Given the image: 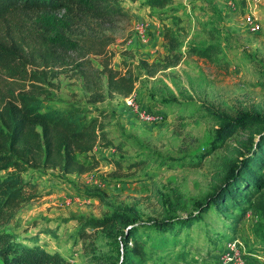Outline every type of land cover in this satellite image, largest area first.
<instances>
[{"label":"rangeland","instance_id":"rangeland-1","mask_svg":"<svg viewBox=\"0 0 264 264\" xmlns=\"http://www.w3.org/2000/svg\"><path fill=\"white\" fill-rule=\"evenodd\" d=\"M122 7L128 17L104 30L115 37L107 48L108 69L131 71L135 78L131 95L88 105L74 65L32 68L42 75L51 102L86 107L90 116L102 111L108 140L121 147V152L95 148L99 163L82 176L34 172L36 199L4 227L36 235L39 245L59 252L71 264H111L117 253L110 235L198 214L233 165H239L250 141L255 146L259 138L257 131L248 129L219 146L217 121L234 120L239 113L264 118V0H172L162 9L149 7L145 0H122ZM250 13L257 16L258 31H251ZM165 29L176 38L174 53L180 54V62L169 68L165 66L174 53L163 41ZM209 45L216 49L211 60L190 53L191 48ZM84 59L90 63L85 65L88 69H101L98 58ZM139 61H146L149 71L156 73L150 76L140 69ZM1 76L0 88L28 91ZM131 162L142 165L127 169ZM174 191L185 198L187 212L180 210ZM94 193L97 196H91ZM80 217L117 221L112 230L95 231L82 241L74 220ZM231 220L210 206L200 225L182 232L185 247H176L162 264H222L219 256L231 241L237 243L244 264H264V219L250 209L242 222Z\"/></svg>","mask_w":264,"mask_h":264},{"label":"trees","instance_id":"trees-1","mask_svg":"<svg viewBox=\"0 0 264 264\" xmlns=\"http://www.w3.org/2000/svg\"><path fill=\"white\" fill-rule=\"evenodd\" d=\"M145 2L149 7L162 9L172 0ZM127 17L122 0H0V75L28 88L26 92L0 88V264H71L59 252L39 245L36 235L28 236L27 231L17 234L4 227L22 206L36 199L37 184L31 178L34 172L82 176L99 163L95 148L121 152V147L108 140L101 122L105 117L102 111L90 116L92 112L86 107L51 102L50 92L42 86V75L32 68L74 65L84 82L88 105L107 98L128 97L133 92L135 78L129 70L120 74L108 69L107 48L115 42V37L104 30ZM163 41L169 53H174L178 43L168 29L164 30ZM190 53L211 60L216 49L209 45L191 48ZM89 56L101 61V69L85 67L90 63L84 58ZM179 62L180 54L174 53L165 68ZM139 67L150 76L156 73V69L149 71L146 61H139ZM217 123L215 143L219 146L248 129L257 131L258 142L253 146L250 141V148L241 154L239 165H233L224 184L204 201L198 214L155 223L152 229L131 227L120 231L118 236L110 235L117 253L111 264H162L176 247H185V242L180 240L182 232L200 225L210 206L226 219H233L230 223L242 222L250 209L264 219V118L259 114L239 113L234 120L221 117ZM114 165L122 168L118 161ZM140 165L131 162L127 169ZM174 197L180 210L187 212L180 192L174 191ZM74 220L78 239L86 241L95 231L112 230L117 218ZM42 233L55 236L48 230ZM89 246L90 243L85 245Z\"/></svg>","mask_w":264,"mask_h":264},{"label":"built area","instance_id":"built-area-1","mask_svg":"<svg viewBox=\"0 0 264 264\" xmlns=\"http://www.w3.org/2000/svg\"><path fill=\"white\" fill-rule=\"evenodd\" d=\"M247 21L249 23V25L251 26V31H258L259 28V24L257 16L253 13H250L247 16ZM126 102L128 105H130V101L129 99H126ZM149 116H147V121H149L148 119ZM238 245L235 241H231L225 244V249L221 252L220 254V262H222V264H244L242 259H241V255L238 251Z\"/></svg>","mask_w":264,"mask_h":264}]
</instances>
